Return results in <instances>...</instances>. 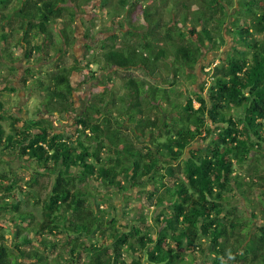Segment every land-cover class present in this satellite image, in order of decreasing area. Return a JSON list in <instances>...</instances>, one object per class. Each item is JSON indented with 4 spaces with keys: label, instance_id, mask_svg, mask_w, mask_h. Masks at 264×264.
I'll return each instance as SVG.
<instances>
[{
    "label": "trees",
    "instance_id": "1",
    "mask_svg": "<svg viewBox=\"0 0 264 264\" xmlns=\"http://www.w3.org/2000/svg\"><path fill=\"white\" fill-rule=\"evenodd\" d=\"M189 1L191 5L186 0L158 5L154 0L145 7L141 25L128 18L127 26L121 24L129 28L121 38L104 40L99 64L115 72L138 71L142 77L124 76V91L117 92L109 74L102 92L93 94L86 113L66 134L54 132L51 122L23 121L6 113L0 100V147L21 149L54 176L49 191L43 184L35 190V179L26 181L36 199L30 195L23 202L16 192L23 191L24 183L14 172L0 170L2 192L15 193L6 201L0 191V264H264V192L259 203L263 227L257 232H242L240 216H225L227 194L252 188L251 182L234 177V162L249 168L248 161L264 150V0ZM12 2L18 25L0 33V62H16L11 42H18L27 60L38 53L34 64L48 60L53 71L42 78L28 70L24 90L33 81L46 113L71 112V77L90 64L83 67L74 55L68 64L65 51L75 45L77 11L90 0H0V6ZM12 18L2 16L3 21ZM53 24L60 37L56 42ZM223 31L232 36L234 54L225 66L214 67L206 100L195 89V71L205 49L219 51ZM16 91L5 84L1 88L4 93ZM233 110L238 118L226 114ZM6 114L12 133L1 123ZM142 137L151 142L138 146ZM208 139L211 143L195 156L194 147ZM182 152L190 157L178 172L173 161ZM104 154L111 168L104 164ZM123 174L129 184L145 186L146 178L154 184L147 200L160 209L155 239L141 229L146 227L145 214L137 215L138 225L124 232L116 217L91 199L90 179L124 193ZM162 191L168 193L166 201L159 195ZM6 231L13 236L12 245L4 242ZM94 234L100 237L97 241Z\"/></svg>",
    "mask_w": 264,
    "mask_h": 264
},
{
    "label": "rangeland",
    "instance_id": "2",
    "mask_svg": "<svg viewBox=\"0 0 264 264\" xmlns=\"http://www.w3.org/2000/svg\"><path fill=\"white\" fill-rule=\"evenodd\" d=\"M162 0H156L157 4H160ZM190 5L191 2L186 0ZM16 2H12L9 6L6 7L0 6V33L6 31L9 32L11 28H14L18 25V11L13 10V6ZM154 0H109L108 5L104 3V0H90L83 8L82 11H77L76 20L73 23L74 27V38L75 45L73 49H67L65 51V61L70 64L73 62V55L82 61L83 67L89 63L91 66L89 69H83V73H74L71 77L72 84L76 88V107H74V103L72 104V112L81 111L82 104L84 105V101L88 99V92L84 90L85 84H89L91 86L92 83H98L101 80H107V76L112 74V82H114V87H116L117 92H123V78L124 76L131 74L137 79L142 77V73L138 71H112V69L106 68L103 64H99V59L101 55L104 53L103 42L104 40L111 35H118L121 38L122 32L128 30L129 28H122V25L127 26L128 18L132 20V23L135 25H141L143 23L142 14L147 5H152ZM18 4V3H17ZM192 9L195 8L194 4H192ZM161 10L163 7H161ZM2 16L10 17L12 16L13 21H3ZM114 16V17H113ZM170 16L167 14L164 17L165 20H168ZM239 26V25H238ZM237 27L234 26V28ZM53 29L52 39L56 42L60 37L58 36V28L53 24L51 26ZM222 35L218 38V42L220 45L219 51H213L211 48L205 49V54L202 57L201 62L196 68L195 74L197 75V84L195 89L202 93V96L208 100L209 99V88L212 85V73L214 72V67L226 65L228 59L231 57L233 53V40L231 34L226 31V35H224V31ZM41 36V35H39ZM19 37V36H17ZM16 37V38H17ZM39 41L42 44V38L38 37ZM45 42V39H44ZM13 43V44H12ZM2 42L0 41V45ZM13 46L11 49L14 52V56L16 57L15 63H10L8 61L3 60L0 62V100L5 106L6 113H14L18 115L20 118H24L30 122L35 119L37 116L40 118L46 117L51 119L54 123L55 129L60 132L63 131L69 125V119L74 117L75 113H71L68 117L67 114L62 116L60 115H49L44 111L42 103L40 102L39 92L35 90V84L33 81L30 83V89L24 90L23 79L27 77V71L31 70L35 74H39L42 78H45L47 72L53 71V66L48 60L40 58V61L36 64L34 61L35 57H38V53L34 54L32 60L26 59V52L24 49L18 45V42H11ZM241 47L244 46L241 43ZM3 47V46H2ZM3 50V49H2ZM35 65L36 70H32ZM13 66L15 68L14 72L9 70V67ZM90 70V73L87 74L86 71ZM8 85L9 87H15L17 91L15 93H4L1 92V88L3 85ZM80 85V88L78 87ZM110 88V87H109ZM189 88V89H188ZM184 89L187 93H190V87ZM202 88L204 90H202ZM33 89V90H32ZM92 90V87L88 89V91ZM96 91V90H95ZM74 102V101H73ZM195 106L198 107L199 104L195 102ZM44 112V113H43ZM232 114L233 118H238L239 112L237 110L226 111V114ZM39 114V115H38ZM3 128L12 133L10 129V117L6 114L3 115V119L1 121ZM211 125V124H210ZM128 131L126 129L125 133ZM160 138V137H158ZM132 139V138H131ZM143 143L138 144V146H143L150 143L151 139H147L142 137ZM164 139H160L159 143H163ZM211 143V139L207 141H203V143L198 144L194 147L195 156L199 155L198 150H204ZM159 144H156L158 147ZM163 149V148H162ZM78 151L80 149L78 148ZM93 151L91 150V153ZM190 153L182 152L180 157L177 156V160L173 161V164H176L174 167L177 171L181 172L182 164L189 159ZM102 158L105 159L104 164L111 168L112 163L110 160H107V155H103ZM254 158V156H253ZM90 159V158H89ZM88 161V160H87ZM94 162V159L91 163ZM111 164H108V163ZM113 167H117L118 160L115 159ZM237 161L234 162L235 165V174L234 177L243 178L245 181L251 182L252 185L251 190L248 193L245 190H241L239 194L229 192L227 197L229 199V204L226 206L225 216L227 218L233 219L238 216L242 219V224L244 225L240 231L245 232H257V230L263 227L262 216H261V207L259 206L260 199L263 194V189L261 187L262 178L264 177V150L262 154L259 155V158L252 159L248 161L249 168L245 166H240L236 164ZM180 163L178 167L177 164ZM52 167V165H50ZM0 170H7L9 172H14L16 177L20 182H23L22 189L23 191H17L19 198L26 202L29 200V196L32 194L31 189L25 185V182L30 179H35V190L38 189V185H47L45 189H48L51 185V179L54 177L49 173L43 172L41 165L38 164L37 161L29 160V157L23 153L21 149L16 150L14 148L5 149L4 146L0 147ZM150 178H146L144 185H136L134 182L131 184L128 183V179L126 175L121 176V183L126 187V192L122 193V191H118L119 188H111L104 187L102 182L97 180L90 179L87 183L89 185V189L92 194H94L91 199L94 203L101 204V208L106 209L107 213L113 214L119 222V226H121L124 232H128L129 225H138L137 215L143 213L146 216V227L141 228L144 231H148L151 233L153 239L156 238V229L158 227V223L155 218H157L159 210L157 207H153V205L147 200L149 192L154 188V184H151ZM139 183L141 181H138ZM44 189V190H45ZM4 190V189H3ZM42 190V189H41ZM43 190V192H44ZM0 191L2 192V188L0 187ZM35 193V191L33 190ZM7 196L6 201H12L13 195L15 193H6L2 192ZM168 193L162 191L159 195L166 201L168 199ZM246 197H250L252 199L251 203L247 202ZM36 199V195L32 194V199ZM159 197L155 198L156 199ZM256 214L257 218H254L252 214ZM39 216V215H38ZM137 222V223H136ZM7 229V228H6ZM1 234V232H0ZM94 238V241H97L99 235ZM5 240L9 245L13 243V236L9 233V231L5 232ZM82 240H86L89 242V239L83 238ZM133 241V240H132ZM0 243H3V240L0 238ZM205 244L207 242H204ZM142 254V253H141ZM191 254V253H190ZM189 253H186L185 257H192ZM134 255V254H133ZM137 255V254H136ZM198 255L196 258H199ZM195 258H192L193 260ZM128 261L131 258H127ZM199 261V260H198ZM200 262V261H199Z\"/></svg>",
    "mask_w": 264,
    "mask_h": 264
},
{
    "label": "flooded vegetation",
    "instance_id": "3",
    "mask_svg": "<svg viewBox=\"0 0 264 264\" xmlns=\"http://www.w3.org/2000/svg\"><path fill=\"white\" fill-rule=\"evenodd\" d=\"M204 54H205V51H204ZM82 62V61H81ZM91 66V65H90ZM80 73H83V70L82 71H80ZM86 73L87 74H89L90 73V70H87L86 71ZM105 81L103 80H101L100 82H98V83H92L91 84V86H89V84H85V87H84V90H85V93H86V91L88 92V99L87 100H85L83 103H84V105L82 104V109H81V111L79 112V111H77L78 113H76V112H68V114H67V117L71 114V113H75V115H74V117H72V118H70L69 119V125L63 130V131H60V132H58L56 129H55V126H54V123L52 122V120L51 119H48V118H46V117H43V118H40L39 116H37L35 119L33 118V120H41V121H45V122H51L52 124H53V131L54 132H57V133H61V134H63V133H65L66 134V132H67V130H68V128H69V126L74 122V121H76L77 120V118L79 117V116H82V115H84L85 113H86V111H87V107H88V105H89V102H90V99L93 97V94L94 93H101L102 92V90H103V83H104ZM73 85V84H72ZM79 88H80V85L78 86ZM90 87H92V90L90 91H88V89H90ZM112 88H113V86H110V88H109V90H111L112 91ZM75 90H76V88L74 87V85H73V103H74V107H76V103H75V100H76V93H75ZM96 90V91H95ZM39 115V114H38ZM49 115H51V116H53V115H57V114H49ZM21 120H23V121H25L26 119H24L23 117L22 118H20Z\"/></svg>",
    "mask_w": 264,
    "mask_h": 264
},
{
    "label": "crops",
    "instance_id": "4",
    "mask_svg": "<svg viewBox=\"0 0 264 264\" xmlns=\"http://www.w3.org/2000/svg\"><path fill=\"white\" fill-rule=\"evenodd\" d=\"M32 195V194H31Z\"/></svg>",
    "mask_w": 264,
    "mask_h": 264
}]
</instances>
